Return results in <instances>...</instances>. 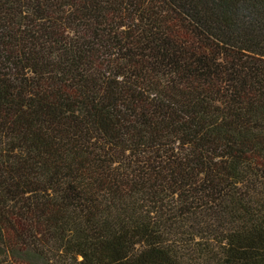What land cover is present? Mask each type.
<instances>
[{"label": "trees", "instance_id": "1", "mask_svg": "<svg viewBox=\"0 0 264 264\" xmlns=\"http://www.w3.org/2000/svg\"><path fill=\"white\" fill-rule=\"evenodd\" d=\"M0 264H264V0H0Z\"/></svg>", "mask_w": 264, "mask_h": 264}]
</instances>
